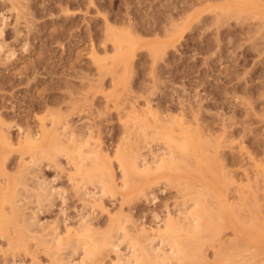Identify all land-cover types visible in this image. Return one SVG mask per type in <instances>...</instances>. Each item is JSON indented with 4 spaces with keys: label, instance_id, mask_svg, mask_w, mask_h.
I'll list each match as a JSON object with an SVG mask.
<instances>
[{
    "label": "rangeland",
    "instance_id": "374dc122",
    "mask_svg": "<svg viewBox=\"0 0 264 264\" xmlns=\"http://www.w3.org/2000/svg\"><path fill=\"white\" fill-rule=\"evenodd\" d=\"M0 25V134L13 144L0 163L7 174L1 177L4 185L12 177L19 197L31 199L18 214L10 212L13 219L0 229V264H60L36 237L45 234L43 227L57 225L64 239L66 227L85 213L93 231L122 223L130 238L146 246L139 225L148 229L154 217L189 207L196 197L193 184L226 189L241 222L264 221V0H0ZM147 103L159 116L177 118L185 111V122L197 114L202 126L190 125L192 133L207 127L203 133L211 136L201 146L204 163L198 172L194 155L187 156L189 167L180 173L191 175L184 183L136 177L117 188L124 151L141 147L150 160L159 149L152 128L143 133L142 123L132 119L149 117ZM63 125L72 143L55 153L51 137L55 127L62 136ZM27 137L37 141L22 155ZM76 150L86 157L83 169L112 173L115 189L101 201L84 197L94 190L87 179L69 180L72 165L65 153ZM95 159L100 167H93ZM44 180L58 193L56 200L37 202ZM142 191L154 201L147 202ZM33 212L43 225L39 232L25 222ZM218 235L223 241L232 233L223 229ZM202 241L210 259L217 243ZM125 242L120 249L127 255ZM104 252L96 263H113L115 253Z\"/></svg>",
    "mask_w": 264,
    "mask_h": 264
},
{
    "label": "bare ground",
    "instance_id": "6f19581e",
    "mask_svg": "<svg viewBox=\"0 0 264 264\" xmlns=\"http://www.w3.org/2000/svg\"><path fill=\"white\" fill-rule=\"evenodd\" d=\"M128 56L130 57V55ZM146 106L148 109L151 108L149 103H147ZM131 109L133 112L136 110H133L134 108ZM142 109L144 110V108H141V110ZM145 110L147 111L146 108ZM180 110L182 109L180 108ZM190 111L187 113H190ZM183 113H185V111L180 114L181 116L178 114L179 117L177 118H172V116H170L172 113H169V116L171 117L169 118L168 116H164L163 113V116H159V113L149 109L146 114H149V117L151 116L152 118H147L146 115L142 116V113L140 114L141 117H139L140 115L135 118L132 117V119L142 123V126L139 128L143 133H145L146 128H152L154 136L159 139L160 146L159 149H155V152L153 150L150 160L143 157L144 155L140 152L141 147H131V149L129 147L128 151H124L118 159L121 171V173H119L121 183L119 184L120 187L117 188L125 189L136 177L140 178L142 181L148 180L151 177L155 178L156 176H163L168 178V180H176L184 183L190 177L191 173L184 174L180 172L189 167L190 162L188 161L187 156L192 154L194 155L196 161L195 167L199 169L198 172L201 171V165L204 163V156L200 153V150H202L201 146L203 142H207L211 136L209 137V135L207 136V133H203L207 127L204 128L202 132H197L194 135L192 133V129H190V125H200V121H197L196 119L197 114L193 115L192 120L188 118L189 122H192L191 124L189 122H185L187 120H184L186 113L184 114L185 116L182 115ZM128 116L127 118L130 119L129 117H131V115L129 117ZM50 123L52 124V122ZM175 123L178 124L177 127L174 126ZM133 124H136V122L133 121ZM45 127H48V125H45ZM55 128L53 136L51 137V147L55 149V153H59L67 148L65 147V143H70L72 137L69 136L68 133H65L64 130L66 129V126L63 125L60 127L63 130L62 136L59 134L61 133L59 132V127ZM2 131L5 132L3 128ZM134 131L135 130L132 132ZM81 134L82 133H80V135ZM5 135L7 136V134ZM5 135L0 134V163L6 159L7 153L13 150L11 147L13 144L11 145V142L8 141L10 136L6 137ZM58 136H60V139ZM145 136L144 138H146ZM8 137L9 139H7ZM61 137L65 140L61 139ZM26 139V147L22 149V155L26 152H30L34 148L37 141L34 137H27ZM82 153L83 152L81 150H76L72 153H65L68 157V161L72 165V168L68 171L69 180L77 182L78 176H80L81 179H87V181H89L92 185L94 184V190L91 192L88 191V193L85 192L86 194H83L84 197H90L93 199V202H97L98 200L101 201L103 196L115 189L116 184L112 173L109 169L105 168L106 173L103 176V173L102 175H98L95 174L93 170L83 169L85 164L83 165L82 162L86 159V157H82ZM88 155L87 159L89 157H91V159L94 158L92 153L89 157ZM58 157L59 154L55 155L53 158H55L54 160H57L58 162ZM106 157L108 158V156ZM30 162L31 161H27L25 165L30 164ZM83 163L86 162L84 161ZM34 165L37 166V164ZM92 165L94 168H97L101 166V163L99 164V161L95 159ZM212 174L214 173L212 172ZM3 175L7 174L5 169L0 164V229L5 228V226L11 222L10 219H13L12 216L10 217V212L13 215L18 214L19 208L23 206V204L25 205V203H27L25 201L31 200L27 198L23 201L22 199L24 197L21 193L20 194L23 198L21 199L19 197L20 191L17 192L15 190L16 184L12 180V177L10 178L8 176L7 180H5L6 184L4 185L1 177ZM262 181H264V178ZM42 182L39 184L37 183L38 187L35 193L37 202L56 200L55 198L59 197V195H57L58 193L55 194L54 188L45 184V180ZM80 183L81 181L75 184L78 190L82 189L80 186L84 184L82 182L80 185ZM198 185H191L193 191L196 193V197L192 200L193 202L189 207L185 206L183 202L184 206H182V208L180 207L181 209L179 208L177 214L175 213V215H171L169 212H166L163 214V217L161 216L162 218L160 217L158 219V217H154V222H152L154 223L153 227L150 226L148 229L145 224L144 226H142L143 224L139 225L141 226V228L139 227L140 234L145 235L144 238L148 236V241L144 239L147 244L146 246H141L137 239L130 238L126 233V229L121 226L122 223L116 227L111 226L103 232L93 231L91 227L86 226L85 218L88 215H85L86 213L84 215L80 213L81 215L79 216L78 223H76L77 225L66 227L64 232L66 236L64 239H62V233L60 234L58 232L57 225L50 226L51 228H45L43 225L39 224L40 220L38 221L39 218L37 219V212L39 210L28 216L25 222L28 224L27 228L29 226L31 228H35V231L33 232H39V227L37 228V226H40V229L43 227L45 234L42 235V238L36 237V239H42L38 242L41 243L42 241L46 252L53 259L58 260L60 264H98L96 263L97 256L102 254L104 251V254L107 251L115 253V260H113V258V263L110 262V264H264V221L259 225L251 224L254 223V221L241 222L238 219L239 215H237V211H235L236 207L234 204L230 203L229 199L225 196L226 189L222 188L218 190L215 186H205L207 188V193L204 194L203 189H205V187H200L201 185ZM262 190H264V188ZM83 192H80L79 194L81 195ZM142 193L147 202L154 201L152 194L145 193L143 191ZM26 195H29L30 197L32 196L27 193ZM8 207L9 211L7 209ZM223 229L231 230L232 236L230 239H224L221 241V239H219L220 237L218 238L219 232ZM149 233L153 234V236L150 237L147 235ZM203 239L210 241L211 245L213 242L217 243L215 244L217 247L214 244V246L212 245L214 251L212 252L210 259L204 256L205 250L203 249ZM123 240L127 243V255L120 249ZM143 241L141 243H144ZM67 251H69V254L67 253L68 255L65 256ZM76 255L80 256V259L77 262L76 260L74 261ZM196 256H198V260H195Z\"/></svg>",
    "mask_w": 264,
    "mask_h": 264
}]
</instances>
